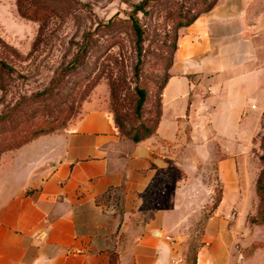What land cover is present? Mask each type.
<instances>
[{
	"label": "crops",
	"instance_id": "obj_1",
	"mask_svg": "<svg viewBox=\"0 0 264 264\" xmlns=\"http://www.w3.org/2000/svg\"><path fill=\"white\" fill-rule=\"evenodd\" d=\"M168 73L143 140L85 104L1 154L0 264H231L228 216L264 131V0H216L178 30Z\"/></svg>",
	"mask_w": 264,
	"mask_h": 264
},
{
	"label": "rangeland",
	"instance_id": "obj_2",
	"mask_svg": "<svg viewBox=\"0 0 264 264\" xmlns=\"http://www.w3.org/2000/svg\"><path fill=\"white\" fill-rule=\"evenodd\" d=\"M51 1L57 15L39 35L40 24L21 17L15 0H0V37L18 53L6 57L10 70L0 74V115H5V125L43 124L64 107L63 115L72 116L54 131L62 130L87 104L108 110L112 117L117 115L126 136L144 122L152 124L156 98L151 96L141 111L135 112L136 87H146L151 95L153 78L166 74L172 61L178 23L213 2L146 0V12L135 14L143 29L142 62L136 72V35L130 15L134 5L143 0ZM87 33L91 34L88 52L70 66ZM261 153L258 139L248 175L240 181V197L228 216L232 228L239 225L233 232L231 264H264V221L256 193ZM167 180H162L156 194L165 189ZM213 185L206 214L220 198V183Z\"/></svg>",
	"mask_w": 264,
	"mask_h": 264
},
{
	"label": "trees",
	"instance_id": "obj_3",
	"mask_svg": "<svg viewBox=\"0 0 264 264\" xmlns=\"http://www.w3.org/2000/svg\"><path fill=\"white\" fill-rule=\"evenodd\" d=\"M146 0L141 1L140 3L134 5V8L132 10V13L130 15L131 20V26L133 27L134 33L136 35V50H137V62L135 64V70L136 72L139 70V66L142 62L141 58V52H142V38H143V29L140 26V24L137 21V18L135 14L138 11H141L143 13L146 12V9L144 7V3ZM216 2V0H213V2L205 8L203 11H200L199 13L191 16L188 20H186L183 23H178L177 29L179 30L183 26L189 25L198 15L201 13L208 11ZM17 11L19 15L25 19L36 21L40 24L39 26V35L44 30L45 26L53 18V16H56V10L52 6L51 0H15ZM100 25V23H98ZM178 30L176 35V42L175 46L173 48L172 52V60H173V54L177 46V37H178ZM90 33H87L84 38L83 42L81 43L80 47L77 50V53L75 57L72 59V62L70 66H75L81 55H86V53L89 50V41H90ZM39 36L36 38L34 42V47L39 43ZM15 56L18 55L17 51L13 49L11 46H9L1 37H0V74L4 72V69L10 70V67H8L7 64V56ZM10 58V57H9ZM172 64V61L168 64L167 73L163 76H158L153 78V84L151 85V95H148V89L146 87H136L135 93L137 95V100L135 103V112H140L144 104L151 98V96H154L156 98V104L155 109L153 112V119L151 126H148L147 123H143V125L139 129H135L131 134L126 136L123 134V129L121 128L120 120L118 116H113V122L114 125L118 131V134L121 137L129 138L134 142H138L140 140H143L150 135H152L159 122V118L161 115V92L162 89L167 81L168 78V70ZM1 80V79H0ZM113 92V88H112ZM65 112V108L61 107L56 114L53 115V118H51L49 121L43 123V124H37V125H22V122L16 123L11 126L5 125L6 117L5 115H0V156L3 152L18 148L31 140L45 134H49L54 132L56 128H58L61 125H64L68 119L71 118L72 115H63ZM112 116V115H111ZM260 148L262 150V153L259 155V159L262 163L261 170L259 172V175L256 179V193L259 197V213L262 214L263 221H264V132L261 135L260 138ZM220 198L216 203L212 205V210L216 207L218 204Z\"/></svg>",
	"mask_w": 264,
	"mask_h": 264
}]
</instances>
